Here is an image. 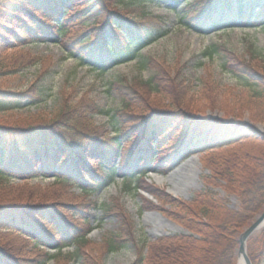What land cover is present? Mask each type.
<instances>
[{
  "label": "trees",
  "instance_id": "obj_1",
  "mask_svg": "<svg viewBox=\"0 0 264 264\" xmlns=\"http://www.w3.org/2000/svg\"><path fill=\"white\" fill-rule=\"evenodd\" d=\"M161 1L164 0H0V49L15 43L52 41L99 73L132 60L153 69L145 80L117 77L109 81V87L121 97L112 134L100 132L88 117L89 112L107 111L86 95L71 102V92L52 112L30 113L12 123H0V229L3 233L29 236L35 246L58 252L67 242L77 244L66 254L51 256L46 251L20 257L9 243H0V264H45L51 258L58 264L80 258L83 264H95L83 250L88 239L72 234L71 219L84 210L81 220L87 223L92 210L98 208L97 201H42L35 196L38 187L25 181L52 175L56 183L94 193L101 183L119 173L129 188L146 171L155 169L156 153L151 152L152 148L166 150L160 157V168H171L194 151L213 153L204 164L208 169L202 176L204 186L190 199L150 189L158 201L154 208L188 233L146 239L142 242L144 252L132 264H236L238 236L264 207V134L254 133L252 126L235 115L200 118L190 114L188 106L183 107L187 93L163 85L166 80L172 82L165 60L145 57L140 51L166 34L165 22L162 17L146 20L127 15L135 9V14L144 18L147 14L141 6ZM171 1H183L179 19L184 27L199 32L236 21L264 22V0ZM253 9L256 13L251 14ZM86 10H91L92 21L82 32L87 25ZM217 49L220 47L214 45L203 54ZM226 52L224 56L230 54ZM209 77L207 74L205 82L202 80L204 86L212 83ZM237 77L248 87L240 99V108H248L250 122L264 123V73L246 64L239 68ZM176 84L181 90L182 82ZM43 92L35 85L22 92L0 90V111L36 103ZM154 92L157 95L149 100ZM129 144L132 149L128 161L138 163L131 168L124 159V146ZM232 144L233 148L220 150ZM218 190L226 197L235 195L238 207L230 208ZM87 208L91 212L86 213ZM120 215L124 218V211ZM132 235L133 231L128 235L112 232L104 241V252L120 249ZM68 236L71 239L66 241ZM247 255L251 264H264V227L248 239Z\"/></svg>",
  "mask_w": 264,
  "mask_h": 264
},
{
  "label": "rangeland",
  "instance_id": "obj_2",
  "mask_svg": "<svg viewBox=\"0 0 264 264\" xmlns=\"http://www.w3.org/2000/svg\"><path fill=\"white\" fill-rule=\"evenodd\" d=\"M183 4V1L174 3L171 0L148 3L141 6L142 11L147 14L144 15V18L135 14L137 11L131 8L134 10H130L131 14H127L131 17L137 15V18L146 20L162 17L167 30L164 36L144 47L140 54L145 57L165 60L167 64L165 68L166 70L170 69L172 82L166 80L163 85L167 84L169 87L176 88L177 92L187 93V100L183 107L188 106L190 114L200 118H223L235 115L237 118L250 121L248 108H240V99L245 97L248 87L237 77V72L240 67L247 64L253 66L258 72L264 73V22L240 23L236 21L223 28L199 32L194 28L183 26L179 19L180 8ZM86 11L84 21L87 22V25L83 26L82 32L86 31L85 28L90 27L91 24L88 22L92 21L91 10ZM250 13L254 14L256 10H250ZM214 45L220 49L208 55L203 54L207 48H212ZM223 48L230 54L224 56ZM0 50H2L0 51V90L22 92L34 85L44 90L42 98L36 103H26L20 108L0 111V123H12L19 116L30 113L47 114L52 112L65 99V95L71 92L73 94L71 102H77L80 97L86 95L103 111H107L106 113L89 112L88 117L100 132L104 130L103 134L109 135L112 134L111 125L117 121L114 115L121 107V97L116 89L109 87V81L117 77L145 80L153 73V69L150 70L148 67L140 65L136 60L114 65L99 73L87 65L86 61L81 62L75 56H69L61 45L52 41L15 43L6 50ZM207 74L210 75L212 83L208 82L209 85L204 86ZM180 81L182 82L181 90L176 86V82ZM176 90L171 88V91L176 92ZM156 95L154 92L148 99L153 100L152 97ZM163 100L165 103L169 102L166 97ZM175 100L178 101L177 96ZM252 124L260 125L264 134V123L253 121ZM124 144L125 142L122 146ZM233 145L222 147L220 150L233 148ZM131 146L132 144L124 146L125 165H131L130 168L133 167V164L138 165L135 160L128 161ZM165 151L162 148L157 151L152 148L151 152L154 155L157 152L153 160L155 169L146 171L143 176L138 178L136 185L131 184L129 188L124 185L125 182L119 173H115L113 179L104 181L94 193H84L71 185L56 183L52 176L29 178L25 182L29 186L38 187L35 196L40 197L39 199L42 201H48L47 199L57 200L61 203L76 202V200L97 201L98 208L92 210V217L87 223H83L81 220L85 213L84 210L80 213L77 212L71 219V224H74L72 234L85 236L88 239L89 243L83 250L86 251L89 259L94 260L95 264H132L138 258V254L145 250L142 242L154 236L152 233L153 224L144 220V213L155 212L170 220L154 208V204L158 205V201L150 189L181 198L179 195L174 196L168 190L169 186L166 182L157 183L153 179L154 174L166 175L170 170L166 166L162 168L159 166L160 157ZM211 153L213 152L194 151L192 155L196 156L200 167L197 166V169L185 167L181 172L182 179L177 177L179 181L184 180L188 183V199L203 188L202 176L205 174L204 171L208 170L204 164ZM197 170L199 172L195 178L194 174ZM187 177L189 179H186ZM218 191L220 197H226L222 190ZM226 198V203L230 208L238 207V199L235 195ZM89 210L90 208H87L86 213ZM120 211H124V218L120 215ZM126 221H129V224ZM173 223L182 227L174 221ZM114 231L123 235H128L133 231V235L128 244L120 249L104 252V248H102L104 241ZM163 231L167 234L159 235L160 233H158L154 237L180 233L166 228ZM186 231L188 233V230ZM3 232L4 230L0 229V234ZM2 236L4 239L0 243L4 246L5 243L7 245L9 243L16 248L14 254L20 257H32L46 251L51 256L66 254L77 245L67 242L58 252L54 248L35 246L29 236L16 232H5ZM70 236L65 240L71 239ZM133 236L135 241L132 240ZM45 264H58V261L51 258ZM67 264H83L82 258Z\"/></svg>",
  "mask_w": 264,
  "mask_h": 264
},
{
  "label": "water",
  "instance_id": "obj_3",
  "mask_svg": "<svg viewBox=\"0 0 264 264\" xmlns=\"http://www.w3.org/2000/svg\"><path fill=\"white\" fill-rule=\"evenodd\" d=\"M245 124L249 125V126H252L254 128L253 132L254 133H262L263 134V130L261 128V126L259 125H253L247 121H244ZM185 164H186V161L179 164L176 168H174L172 171H170L167 175H166V182L168 184L171 185V188H176V185L174 184H182L181 181H179L177 177H181V172L184 170L185 168ZM199 165V164H198ZM199 171H196V173L194 174V177L197 176ZM193 177V179H194ZM182 178V177H181ZM189 178V177H187ZM183 191L182 192H179L178 194L176 193L175 195H179L183 198H187V194H186V190L188 188V185H183ZM145 215L148 217L152 216V221L153 219L155 220V222H159L160 223V227L162 229H167V230H170V231H173V232H185L187 233L186 230H184L182 227L176 225L175 223H173L172 221L166 219L165 217L161 216L160 214L158 213H155V212H146ZM145 221H148L149 223L152 224V221L149 220V219H145ZM264 226V208L262 210V212H260L258 215H256L254 217V219L250 222V224L246 227L243 228L242 232L240 233L238 239H237V249H236V255H237V260L238 262H242L243 264H251L250 262V259L248 258L247 256V253H246V243H247V240L248 238L255 232L257 231L258 229H260L261 227ZM152 233L153 235L155 236L156 234L160 233L159 235H162V234H167V232L165 231H154L152 229ZM152 236V238L154 239L155 237ZM237 262V264H238Z\"/></svg>",
  "mask_w": 264,
  "mask_h": 264
},
{
  "label": "bare ground",
  "instance_id": "obj_4",
  "mask_svg": "<svg viewBox=\"0 0 264 264\" xmlns=\"http://www.w3.org/2000/svg\"><path fill=\"white\" fill-rule=\"evenodd\" d=\"M186 167L188 168V167H193V168H195V169H197V158H196V156H193V157H191L187 162H186ZM166 176H163V175H160V174H154L153 175V179L157 182V183H163L165 180H166ZM182 179V178H181ZM180 179V180H181ZM182 184H174V185H176V188H171L170 186L168 187L169 188V190L171 191V192H173L174 194H178L179 192H182L183 191V185H186L187 183L186 182H184V180H182V182H181ZM186 194H187V191H186ZM144 219H149V220H151L152 221V216H144ZM156 220V219H155ZM155 220L153 219V221H152V224H153V230L154 231H158V230H164V229H162L161 227H160V223L159 222H155ZM238 264H243L242 262H238Z\"/></svg>",
  "mask_w": 264,
  "mask_h": 264
}]
</instances>
